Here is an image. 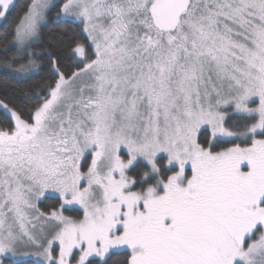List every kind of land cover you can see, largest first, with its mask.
<instances>
[{
    "label": "snow or ice",
    "instance_id": "snow-or-ice-1",
    "mask_svg": "<svg viewBox=\"0 0 264 264\" xmlns=\"http://www.w3.org/2000/svg\"><path fill=\"white\" fill-rule=\"evenodd\" d=\"M0 264H264V0H0Z\"/></svg>",
    "mask_w": 264,
    "mask_h": 264
}]
</instances>
